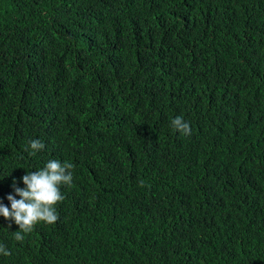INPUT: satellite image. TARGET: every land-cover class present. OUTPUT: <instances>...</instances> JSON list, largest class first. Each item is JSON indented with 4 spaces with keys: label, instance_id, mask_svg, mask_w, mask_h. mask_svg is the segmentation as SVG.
<instances>
[{
    "label": "trees",
    "instance_id": "trees-1",
    "mask_svg": "<svg viewBox=\"0 0 264 264\" xmlns=\"http://www.w3.org/2000/svg\"><path fill=\"white\" fill-rule=\"evenodd\" d=\"M53 159L0 264H264V0H0V203Z\"/></svg>",
    "mask_w": 264,
    "mask_h": 264
},
{
    "label": "clouds",
    "instance_id": "clouds-1",
    "mask_svg": "<svg viewBox=\"0 0 264 264\" xmlns=\"http://www.w3.org/2000/svg\"><path fill=\"white\" fill-rule=\"evenodd\" d=\"M171 127L184 135L191 133L189 124L182 116L172 119ZM44 147L41 141L32 140L25 147V151L29 156H35ZM72 167L70 163L61 164L59 160L53 159L49 160L43 169L27 172L22 177L25 185L23 189L16 187V182L13 181L15 195L7 196L11 208L0 203V216H3L5 220L14 221L19 226V231L14 232L15 240L22 241L23 234L30 233L38 222L54 224L58 220L54 206L64 199L59 186L71 184L73 177L70 169ZM140 186H144L143 181L140 182ZM16 196L20 199L17 200ZM0 254L8 256L10 252L0 245Z\"/></svg>",
    "mask_w": 264,
    "mask_h": 264
}]
</instances>
